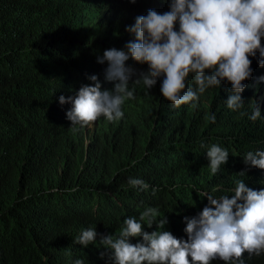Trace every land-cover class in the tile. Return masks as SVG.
<instances>
[{
  "label": "trees",
  "instance_id": "obj_1",
  "mask_svg": "<svg viewBox=\"0 0 264 264\" xmlns=\"http://www.w3.org/2000/svg\"><path fill=\"white\" fill-rule=\"evenodd\" d=\"M149 1L0 0V264H110L100 238L147 207L186 241L184 218L208 203L201 193L227 195L237 181L250 188L262 177L239 168L242 155L264 148V108L253 121L254 108L225 110L208 93L195 109H177L159 97L162 77L150 89L129 85L134 99L119 121L101 117L76 131L65 123L72 105L60 97L74 99L91 85L101 44L133 38L126 28L147 14ZM142 72L147 67L136 79ZM212 114L214 123L206 119ZM213 144L229 153V167L215 175L202 158ZM130 178L149 188L131 187ZM87 229L96 243H73ZM251 263L264 264V256Z\"/></svg>",
  "mask_w": 264,
  "mask_h": 264
},
{
  "label": "clouds",
  "instance_id": "obj_2",
  "mask_svg": "<svg viewBox=\"0 0 264 264\" xmlns=\"http://www.w3.org/2000/svg\"><path fill=\"white\" fill-rule=\"evenodd\" d=\"M145 6L147 14L126 28L133 38L101 44L91 85L81 86L74 99L60 97L61 105H72L64 120L69 128L91 130L101 117L119 121L122 106L134 99L129 85L142 83L150 89L161 77L159 97L174 108L191 104L195 109L199 95L211 93L224 100L225 110L243 115L254 108L250 119L260 118L264 0H150ZM145 67L147 72L136 79ZM206 119L214 123L215 114ZM228 157L217 144L202 156L213 175L229 167ZM240 160L239 169H260L262 177L250 188L237 181L227 195L201 193L208 203L197 216L184 218L186 241L164 230L171 221L161 217L158 208L147 207L139 216L124 219L118 234L100 238L105 250L101 258L107 253L110 264H212L217 259L223 264H252V259L264 256V148L247 152ZM128 184L149 188L141 179L130 178ZM157 190L152 188L153 194ZM153 225L156 230H144ZM96 237L95 229L83 230L73 243L87 247L96 243ZM135 238L140 242L131 243Z\"/></svg>",
  "mask_w": 264,
  "mask_h": 264
}]
</instances>
